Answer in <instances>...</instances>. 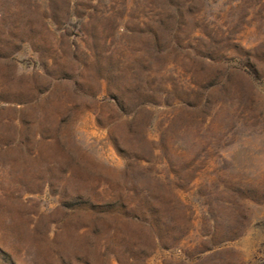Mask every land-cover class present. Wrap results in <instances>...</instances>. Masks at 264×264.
I'll return each mask as SVG.
<instances>
[{
    "label": "rangeland",
    "instance_id": "374dc122",
    "mask_svg": "<svg viewBox=\"0 0 264 264\" xmlns=\"http://www.w3.org/2000/svg\"><path fill=\"white\" fill-rule=\"evenodd\" d=\"M0 264H264V0H0Z\"/></svg>",
    "mask_w": 264,
    "mask_h": 264
}]
</instances>
